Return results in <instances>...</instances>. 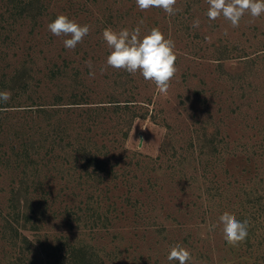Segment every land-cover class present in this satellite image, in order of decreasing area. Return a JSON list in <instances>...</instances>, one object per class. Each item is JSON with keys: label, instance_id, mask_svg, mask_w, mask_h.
<instances>
[{"label": "rangeland", "instance_id": "1", "mask_svg": "<svg viewBox=\"0 0 264 264\" xmlns=\"http://www.w3.org/2000/svg\"><path fill=\"white\" fill-rule=\"evenodd\" d=\"M30 1L0 0V77L13 85L7 79L17 69L31 71L16 103L58 112L16 105L0 118V264H17L19 255L45 262L39 243L65 251L79 240L94 244L105 264H178L167 260L175 244L190 250L191 264L264 260V248L229 246L219 224L225 211L246 219L264 201V14L246 13L233 28L223 16L208 19L206 0H177L173 16L141 11L135 0ZM60 14L90 25L75 49L48 31ZM108 27H140L142 36L158 27L174 41L167 93L139 71L107 66ZM20 137L41 169L20 192L37 220L36 230H24L30 246L1 231L23 177L12 152H24ZM89 140L99 168L80 151Z\"/></svg>", "mask_w": 264, "mask_h": 264}, {"label": "clouds", "instance_id": "2", "mask_svg": "<svg viewBox=\"0 0 264 264\" xmlns=\"http://www.w3.org/2000/svg\"><path fill=\"white\" fill-rule=\"evenodd\" d=\"M135 3L141 11L160 8L169 16L175 15L177 11L174 7L177 0H135ZM206 3L209 5L206 15L210 21L223 16L233 28L239 26L246 13L253 18L264 14V0H206ZM199 25L200 21L197 18L193 21L192 27L198 28ZM47 28L54 36L68 37L63 41L66 49H75L90 32V25H81L64 14L58 15L48 23ZM102 36L110 49L106 59L107 66L124 69L130 74L139 71L146 81L154 82L161 93H167L170 81L177 72L173 40L165 38L158 27H153L143 36L140 27L131 30L123 28L118 32L108 27L104 29ZM88 65L91 68V61ZM90 75L94 76V73L90 72ZM11 95L8 90L0 91V102L7 103ZM219 224L222 225L225 242L231 247H238L249 235V221L238 220L234 213L225 211L219 216ZM216 227V224L211 225V229ZM167 260L176 261L178 264H191L193 257L186 247L175 244L170 247Z\"/></svg>", "mask_w": 264, "mask_h": 264}, {"label": "trees", "instance_id": "3", "mask_svg": "<svg viewBox=\"0 0 264 264\" xmlns=\"http://www.w3.org/2000/svg\"><path fill=\"white\" fill-rule=\"evenodd\" d=\"M33 0L30 1L32 3ZM0 33H2V30H0ZM31 74V71L26 69L24 71H21L17 69L14 74L12 73L11 77H8L7 80L11 81L10 85L9 82H5L6 76L5 74H2L0 77V82L4 85H6V89L0 87V91L2 90H13L11 92V99L7 103H2L0 102V118L2 117L4 112H8L7 110L11 109V107L21 106L25 105L23 109H26V112H33V114L36 113H56L58 112V109L56 108V105L51 106V104L48 106L47 103L45 102H37L34 101L35 103H30L28 104H20L16 102H21L19 98L21 91L17 89L16 86L20 88L23 87L28 80V76ZM55 75H52L51 79L54 78ZM2 78V79H1ZM22 79L21 84L17 82V80ZM26 80V81H24ZM24 82V83H23ZM16 84V85H15ZM61 95V94H60ZM59 95V96H60ZM63 96V95H62ZM61 98L63 99L64 97ZM72 99V103H81L82 101H79V99H73V97H69ZM15 100V101H14ZM66 100V99H65ZM55 102H53L54 104ZM60 103V102H58ZM55 103V104H58ZM13 109H22V108H13ZM25 111V110H24ZM32 115V114H30ZM29 116V115H27ZM32 117V116H30ZM2 119H0V127L2 126ZM56 134L58 133L59 136H63L64 132H67L66 129L64 128H59L56 130ZM22 136V134L20 135ZM22 142L24 138L20 137L19 138ZM62 142L61 138H59L58 143L60 144ZM70 142L68 141L65 143V145L69 144ZM28 146L25 147V144L23 145L24 152L21 150V147L19 150H16L17 146H14L12 152L15 154V160H16V166L18 168L21 167V162H24V165L22 166L23 170V177L21 179V182L19 184L18 191H16V188H14V192H12V198H11V203H9V211H7L6 215L3 217L2 221V233L6 235L12 236V242H17L18 237H22L21 241L23 243H26V245H29V236L24 232V230H36L37 225L36 222L37 220L34 219V213H33V205L30 202V199L27 198L25 199L26 201H22L21 198L23 195L20 194V192L25 188L27 185L28 180H34L33 178H36L40 175V167H36V160L32 155L30 156V143H27ZM90 140L85 142V143H79L80 151L83 153V158L86 162V164H91L95 163V166H99V162H101V159L97 158V154L99 153V149L95 147V149H91L89 147ZM30 146V147H29ZM32 148V147H31ZM97 149V150H96ZM16 150V151H15ZM78 152V149H76ZM102 150V149H101ZM39 151L35 150L34 154H38ZM2 156V155H0ZM1 158V157H0ZM98 160V161H97ZM99 168V167H98ZM32 178V179H31ZM255 208L254 210L246 209L248 210L249 216H247V220L249 221V235L246 239V244L247 248H254V246L264 248V201H260V198L258 199V202L256 205L253 206ZM238 220H245L243 218H240ZM68 247L66 248L67 250H63L62 247L59 245L51 244V243H46V242H41L38 244V249L44 255L46 256L45 262H41L38 260L36 257H24L26 261H23V258H21V255H19L20 261L16 260L14 262H17V264H105L104 259H101L100 254L95 250V245L88 242V241H75V242H68ZM30 246V245H29ZM29 250V248H28ZM264 255V252H262ZM28 261V262H27ZM258 264H264V260H261L258 262Z\"/></svg>", "mask_w": 264, "mask_h": 264}]
</instances>
